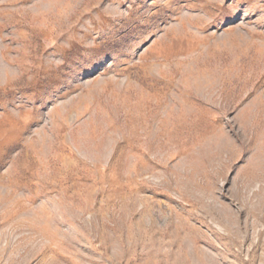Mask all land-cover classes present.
Returning a JSON list of instances; mask_svg holds the SVG:
<instances>
[{
  "label": "rangeland",
  "instance_id": "374dc122",
  "mask_svg": "<svg viewBox=\"0 0 264 264\" xmlns=\"http://www.w3.org/2000/svg\"><path fill=\"white\" fill-rule=\"evenodd\" d=\"M0 264H264V0H0Z\"/></svg>",
  "mask_w": 264,
  "mask_h": 264
}]
</instances>
